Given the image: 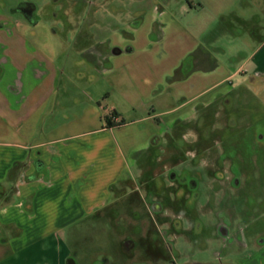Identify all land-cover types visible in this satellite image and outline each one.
Wrapping results in <instances>:
<instances>
[{
	"label": "crops",
	"instance_id": "obj_1",
	"mask_svg": "<svg viewBox=\"0 0 264 264\" xmlns=\"http://www.w3.org/2000/svg\"><path fill=\"white\" fill-rule=\"evenodd\" d=\"M256 1L252 15L238 16L229 0H186L175 16L166 12L156 40L140 34L127 47L114 44L99 59L125 73L114 80L129 108L109 112L88 94L59 96L63 68L19 22L0 25V264L82 262L74 251L85 232L114 226L124 199L133 209L155 157L166 167V143L179 151L188 127L213 135L220 110L264 77V0ZM247 67L253 76L236 84ZM117 242L129 254L136 247L133 235Z\"/></svg>",
	"mask_w": 264,
	"mask_h": 264
},
{
	"label": "rangeland",
	"instance_id": "obj_2",
	"mask_svg": "<svg viewBox=\"0 0 264 264\" xmlns=\"http://www.w3.org/2000/svg\"><path fill=\"white\" fill-rule=\"evenodd\" d=\"M185 1L0 0V25L19 22L20 31L63 68L65 85L59 96L88 94L109 112L113 104L129 108L122 97L125 90L114 80L125 73L103 64L100 55L114 53V44L129 46L135 35L153 34L156 40L166 12L175 16ZM229 1L235 3L236 15H252L248 3L254 0ZM232 31L243 34L237 24ZM243 72L236 84L253 76L249 67ZM261 80L260 86H249L243 102L220 110L208 139L188 127L179 151L166 143V167L155 157L152 182H138L133 209L124 199L114 226L106 222L101 235L85 232V246L74 251L75 258L83 260L76 259L77 264H264V77ZM133 117L127 115L126 120ZM211 159L217 168L210 166ZM121 235H133L132 253L115 246Z\"/></svg>",
	"mask_w": 264,
	"mask_h": 264
},
{
	"label": "trees",
	"instance_id": "obj_3",
	"mask_svg": "<svg viewBox=\"0 0 264 264\" xmlns=\"http://www.w3.org/2000/svg\"><path fill=\"white\" fill-rule=\"evenodd\" d=\"M108 125L112 126V123H110V121H107ZM125 124V121H122L118 124V126H122ZM69 264H72V262H70Z\"/></svg>",
	"mask_w": 264,
	"mask_h": 264
},
{
	"label": "flooded vegetation",
	"instance_id": "obj_4",
	"mask_svg": "<svg viewBox=\"0 0 264 264\" xmlns=\"http://www.w3.org/2000/svg\"><path fill=\"white\" fill-rule=\"evenodd\" d=\"M28 11H29V12H28ZM25 13H27V14H28V13H31V15H32L33 12H32L31 9H29V10H28V9H25ZM29 16H30V14H29L27 17L29 18Z\"/></svg>",
	"mask_w": 264,
	"mask_h": 264
}]
</instances>
